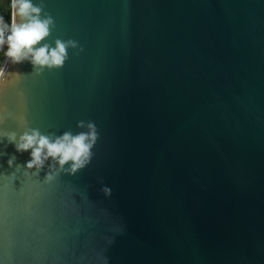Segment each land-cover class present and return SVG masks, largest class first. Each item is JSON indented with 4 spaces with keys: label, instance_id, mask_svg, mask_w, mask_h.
Segmentation results:
<instances>
[{
    "label": "water",
    "instance_id": "95a60500",
    "mask_svg": "<svg viewBox=\"0 0 264 264\" xmlns=\"http://www.w3.org/2000/svg\"><path fill=\"white\" fill-rule=\"evenodd\" d=\"M43 3L83 51L9 65L0 128L99 139L50 184L0 158L4 264H264V0Z\"/></svg>",
    "mask_w": 264,
    "mask_h": 264
},
{
    "label": "clouds",
    "instance_id": "9594fccd",
    "mask_svg": "<svg viewBox=\"0 0 264 264\" xmlns=\"http://www.w3.org/2000/svg\"><path fill=\"white\" fill-rule=\"evenodd\" d=\"M6 13V15H5ZM55 20L44 12L43 0H0V87L6 81L18 79L22 73L10 72L9 65L28 63L36 75L44 70L61 69L69 59V49L83 51L78 41L57 38L53 43H41L52 33ZM0 116V124L3 123ZM21 131H6L0 128V158L7 156L9 168H15L11 178L23 169L24 175L38 177L42 170L44 184L54 182L61 173L75 175L84 169L93 158V149L99 139L94 121H79L77 127L82 131L73 133L64 131L43 133L39 128L31 127L20 117ZM11 144L14 153L5 151ZM16 153H27L28 158L21 164ZM3 165H0L2 167ZM0 178H4L0 173ZM105 197H110L112 189L104 185L101 188ZM0 264L4 261L0 259ZM102 264H109L108 258H102Z\"/></svg>",
    "mask_w": 264,
    "mask_h": 264
},
{
    "label": "trees",
    "instance_id": "16d2710c",
    "mask_svg": "<svg viewBox=\"0 0 264 264\" xmlns=\"http://www.w3.org/2000/svg\"><path fill=\"white\" fill-rule=\"evenodd\" d=\"M5 15H6V13H5Z\"/></svg>",
    "mask_w": 264,
    "mask_h": 264
}]
</instances>
